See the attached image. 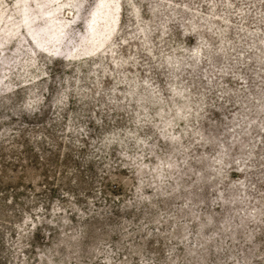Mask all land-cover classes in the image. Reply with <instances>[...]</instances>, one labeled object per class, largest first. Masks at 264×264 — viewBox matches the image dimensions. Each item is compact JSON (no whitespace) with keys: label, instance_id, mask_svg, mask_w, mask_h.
I'll list each match as a JSON object with an SVG mask.
<instances>
[{"label":"rangeland","instance_id":"374dc122","mask_svg":"<svg viewBox=\"0 0 264 264\" xmlns=\"http://www.w3.org/2000/svg\"><path fill=\"white\" fill-rule=\"evenodd\" d=\"M0 264H264V0H0Z\"/></svg>","mask_w":264,"mask_h":264}]
</instances>
